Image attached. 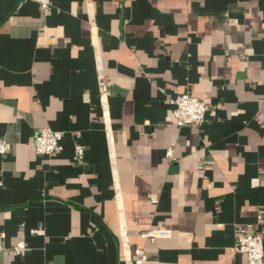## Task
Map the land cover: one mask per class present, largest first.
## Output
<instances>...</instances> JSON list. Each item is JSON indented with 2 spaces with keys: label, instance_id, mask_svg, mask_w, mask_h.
Listing matches in <instances>:
<instances>
[{
  "label": "crops",
  "instance_id": "1",
  "mask_svg": "<svg viewBox=\"0 0 264 264\" xmlns=\"http://www.w3.org/2000/svg\"><path fill=\"white\" fill-rule=\"evenodd\" d=\"M184 92L211 104L202 124H176ZM41 127L63 132L56 153L34 151ZM0 139V264H135L136 248L247 264L237 226L264 248V0H0Z\"/></svg>",
  "mask_w": 264,
  "mask_h": 264
},
{
  "label": "built area",
  "instance_id": "2",
  "mask_svg": "<svg viewBox=\"0 0 264 264\" xmlns=\"http://www.w3.org/2000/svg\"><path fill=\"white\" fill-rule=\"evenodd\" d=\"M38 3L41 11H46L50 8V0H34ZM90 5L91 0H85ZM173 105L172 114L178 126H185L190 124L200 125L205 120V114L210 109L211 104L205 98L196 97L188 92L181 93L169 100ZM218 106V105H217ZM63 132L54 130L50 127L38 128L33 138V148L38 154L51 155L56 153L60 148V141ZM9 144L6 140L0 139V154H5L8 151ZM75 153L80 160L83 156V148L80 145L75 146ZM167 157H172V151H166ZM37 232L38 230H32ZM125 232H123L124 234ZM125 235V234H124ZM140 235L151 241L156 237H166L169 232L164 229L151 228ZM4 236L0 233V238ZM123 242H126L124 238ZM13 251L17 255H23L26 252V244L23 238L13 245ZM3 246L0 244V251ZM234 250L238 253L246 255L247 264H264V248H263V235L261 233L250 232L245 226H237L235 228V243ZM135 254L137 259L135 264H143L147 259L146 250L144 248H136Z\"/></svg>",
  "mask_w": 264,
  "mask_h": 264
}]
</instances>
